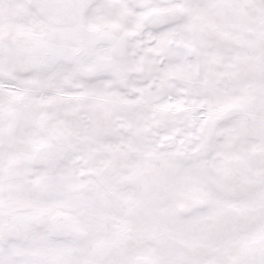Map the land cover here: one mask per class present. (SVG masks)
Returning <instances> with one entry per match:
<instances>
[{
    "label": "snow or ice",
    "instance_id": "obj_1",
    "mask_svg": "<svg viewBox=\"0 0 264 264\" xmlns=\"http://www.w3.org/2000/svg\"><path fill=\"white\" fill-rule=\"evenodd\" d=\"M0 264H264V0H0Z\"/></svg>",
    "mask_w": 264,
    "mask_h": 264
}]
</instances>
